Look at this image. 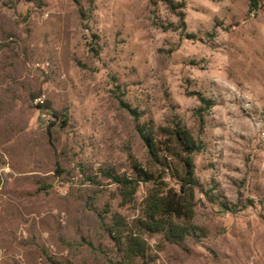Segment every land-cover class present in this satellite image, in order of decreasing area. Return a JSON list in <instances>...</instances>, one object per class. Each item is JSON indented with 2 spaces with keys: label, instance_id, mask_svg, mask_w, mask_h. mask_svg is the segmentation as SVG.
Instances as JSON below:
<instances>
[{
  "label": "rangeland",
  "instance_id": "obj_1",
  "mask_svg": "<svg viewBox=\"0 0 264 264\" xmlns=\"http://www.w3.org/2000/svg\"><path fill=\"white\" fill-rule=\"evenodd\" d=\"M150 123L200 144L204 191L146 264H264V0H0V264H116L101 219L150 187L108 173L149 167Z\"/></svg>",
  "mask_w": 264,
  "mask_h": 264
},
{
  "label": "trees",
  "instance_id": "obj_2",
  "mask_svg": "<svg viewBox=\"0 0 264 264\" xmlns=\"http://www.w3.org/2000/svg\"><path fill=\"white\" fill-rule=\"evenodd\" d=\"M200 101L209 104L204 98ZM138 132L148 152L149 167L134 164L133 178L108 173L125 204L133 202L140 185L150 187L137 219L128 222L117 214L101 219L115 247L116 264H146L151 260L146 237L159 235L166 243L177 246L199 237L194 224L196 195L204 190L196 177L193 157L200 151V144L179 123L172 128L145 124ZM167 179L174 181L178 189L170 187Z\"/></svg>",
  "mask_w": 264,
  "mask_h": 264
}]
</instances>
